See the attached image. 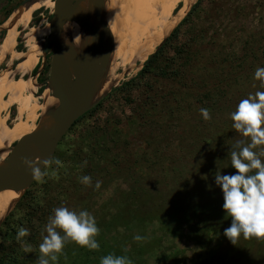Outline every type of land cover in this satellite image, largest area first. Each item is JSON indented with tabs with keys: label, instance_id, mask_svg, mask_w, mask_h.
Returning <instances> with one entry per match:
<instances>
[{
	"label": "trees",
	"instance_id": "trees-1",
	"mask_svg": "<svg viewBox=\"0 0 264 264\" xmlns=\"http://www.w3.org/2000/svg\"><path fill=\"white\" fill-rule=\"evenodd\" d=\"M202 1L193 3L135 75L112 88L72 124L88 117L95 118L81 128L74 145L67 143L73 147L66 148L68 164L55 172L53 176L57 179L41 182L40 194L34 182L3 222L0 264L32 263L33 255L25 256L20 242L15 239L21 224L28 229L32 252L37 257L40 255L41 223L47 222L53 208L61 204L71 208L67 198L63 199L64 191L67 186H84L79 181L83 175L91 177L92 187L112 170L139 180L138 176L150 175L153 169L171 166L175 152L180 154L181 161L189 158L194 167L202 171L203 165L209 168L207 163L210 165L212 158L216 159L214 152L225 146L226 127L232 126V121L225 126V108H235L251 89L262 90L253 73L257 67L264 66V60L260 64L255 62L260 57L257 50L263 44L264 32L257 29L247 31L242 38L235 36L243 52L225 55L222 51L225 36L218 31L209 35L203 25L213 0L205 7L200 6ZM200 108H207L211 119L204 120ZM102 110L105 115L100 117L98 112ZM143 167L146 172L138 171ZM135 192V188H131L125 192V198L136 199L131 195ZM222 203V194L209 192L201 213L222 215L225 213ZM174 209L165 211L157 207L146 213L142 211V214L138 210L130 220L122 216L119 206L115 207L114 221L105 225L104 221L96 220L100 229L95 237L99 241L98 249L89 250L69 241L57 261H50V264H99L100 257L108 253L127 255L133 264H148L149 260L163 264L174 251L169 246V237L193 234V230L185 232L188 217L180 220ZM137 234L142 237L139 241L133 240Z\"/></svg>",
	"mask_w": 264,
	"mask_h": 264
},
{
	"label": "rangeland",
	"instance_id": "rangeland-1",
	"mask_svg": "<svg viewBox=\"0 0 264 264\" xmlns=\"http://www.w3.org/2000/svg\"><path fill=\"white\" fill-rule=\"evenodd\" d=\"M21 1L22 0H0V39L3 37L2 34L4 35L5 33V23L3 21ZM208 1L209 0H203L200 6H208ZM256 3L259 4V7ZM201 14L203 15V13ZM206 14L208 15L203 21V25L207 27V33L211 35L214 31H218L221 35L225 36V46L224 44L222 46V51L225 55L231 52L240 55L243 52L241 42L239 40L237 41L235 36H240L242 38L245 33L247 34V31H256L257 29L263 30L264 32V0H213L212 6L207 10ZM50 16L51 11L48 7L36 8L30 14L27 24L44 27L40 20L43 19L47 21ZM18 30L17 38L14 41V49L24 52L26 49L23 46L24 31L20 29ZM38 33L39 36H42L43 34L41 31ZM262 36L263 41L261 42L263 44H260V47L257 50V54H260V57L255 61L257 64L262 63L264 60V34ZM48 62L49 54L45 52L40 57L39 62L34 69L35 72H30V76L34 78L37 85L36 93H39L42 90L43 83L47 80L49 74ZM15 63V60L11 62V70L14 69ZM3 68H5L4 61L0 62V71ZM136 72L137 70L131 74L134 75ZM131 74L127 77L132 76ZM261 87V91H264V86ZM251 90L245 93L246 97L249 93L254 94L258 91V89ZM245 94L241 99L246 98ZM2 95L3 97L7 96L5 93ZM33 95L35 99L40 101L37 94L34 93ZM234 109L235 108L231 106L225 108V126L232 121L230 113L234 111ZM116 113H118V111ZM3 114L6 116V122L10 123L15 114L14 106H9L2 115ZM98 115L103 117L105 111H99ZM93 119H95L94 116L88 117L78 121L68 129L56 145L49 160L59 159L62 162V166L65 164L67 165L69 152L66 151V148H70V146L73 147V142L77 140V135L80 134L81 128L86 123H91ZM226 130L227 135H225V146L222 145L224 148L221 146L219 152H214L216 159L212 156L213 158L210 165L207 163L209 168L207 166L205 167V165L202 166L204 171L196 169V167H194L195 165L192 164V161H190L189 158H184V160L181 161L180 154L175 152V160L171 166L168 165L165 167V165L164 167L153 169L150 175L145 174L146 176H138L139 180L121 176L118 172L112 170V173L104 177L106 180L103 178L100 179L102 181H100L101 183L99 187H96L95 184L92 187H90V184H84V186L80 187L76 186L75 188H69L67 186V189H65L63 194V199L65 200V198H67V202L72 209L88 210L95 217V220L104 221L103 223L105 225L110 221H114L115 215L112 213H114L115 207L118 208V206L122 210V216H127L130 220L132 216H134L135 211L138 210L142 214V211L146 213L149 210H155L157 207H160L165 211H170L175 208L174 211H176L177 218L179 217L180 220H183L188 217L186 222V224L188 223V226L186 227L187 230H185V228L184 230L185 232L193 230V234L169 237V246L174 248V251H172V254L163 261V264H264V238L258 239L250 237L245 239L243 236H240L237 239L236 244H233L224 235V229L229 227L231 223L230 216H227L226 213L214 216L209 212L207 213L208 215L205 214L206 216L204 213H201L204 211L202 203L205 202L206 195L209 192L222 194L220 187L214 183L215 172L220 171L221 174H231L236 171L230 165V147L234 146L238 140L243 141L244 143L248 142V138L243 137L239 132L234 130L232 126L226 127ZM231 130L234 132L232 133ZM68 142H72L73 145H68ZM260 147H264V145L258 146V148ZM261 159L264 160V157H261ZM62 166L55 165L54 163L46 166L45 170L48 175L43 178V181L47 179H57L54 178L52 172L53 170L58 172ZM138 171L146 172L147 170L143 167ZM132 177H134V174ZM34 182L35 190L38 191L39 189L40 194V187L43 184L41 181L34 179L27 189L31 188ZM198 187L201 188L199 189ZM131 188H135V194L131 195L136 199L125 198V196H127L125 195V192ZM143 220H145V218ZM44 224L45 222H42L41 226L43 227ZM19 227L24 226L21 224ZM22 241L23 243L20 242V246L26 253L25 256H28L29 254L33 255L31 257L33 258L31 264H38V260L35 259L37 255L32 252L34 249L32 248L31 241L27 239V236L23 237ZM69 241L72 242L71 240ZM26 248L30 249V251H25ZM155 260H158V257ZM146 262L148 264H155V261L151 262V260Z\"/></svg>",
	"mask_w": 264,
	"mask_h": 264
},
{
	"label": "bare ground",
	"instance_id": "bare-ground-1",
	"mask_svg": "<svg viewBox=\"0 0 264 264\" xmlns=\"http://www.w3.org/2000/svg\"><path fill=\"white\" fill-rule=\"evenodd\" d=\"M195 1L103 0L101 5L96 6V10L104 18L103 26H99V29L104 38L101 46L105 60L90 102H94L112 86L138 70ZM91 2L92 0H84L76 16L96 28L99 23L89 9ZM39 7H48L52 11L53 0H30L16 5L3 21L5 33L0 42V62H5V68L0 71V166H3L10 146L16 140L33 129L56 124L49 114L50 110L57 108V99L50 95L51 87L36 93L37 85L30 76L31 70L42 56L41 45L49 32L48 22L43 19L40 21L44 27L27 24L32 11ZM18 29L24 31V52L14 49ZM39 31L43 33L42 36H39ZM106 31L110 34L109 37ZM60 34L77 48L78 60H89L84 48L85 42H89L87 31L74 21H67L62 25ZM14 60L16 64L11 70L10 64ZM4 93L6 97H3ZM34 93L40 101L34 98ZM11 105L14 106L15 114L8 123L2 113ZM23 186L18 185L0 193V219L10 209H14L21 198Z\"/></svg>",
	"mask_w": 264,
	"mask_h": 264
},
{
	"label": "clouds",
	"instance_id": "clouds-1",
	"mask_svg": "<svg viewBox=\"0 0 264 264\" xmlns=\"http://www.w3.org/2000/svg\"><path fill=\"white\" fill-rule=\"evenodd\" d=\"M253 78L258 79L264 86V67H257ZM199 111L204 120L211 119L207 108H200ZM230 118L232 128L247 137L248 142L238 140L230 147V165L236 171L231 174L216 171L214 183L222 191L221 207L231 217L230 226L224 229V235L231 243L236 244L240 236L245 239L264 238V160L261 159L264 157V147L258 148L264 145V91L258 90L242 98L230 113ZM38 161L40 160L36 158H25L23 163L30 170L32 178L41 182L48 175L46 166L51 163L62 166L59 159L40 161L42 167ZM52 175H55V170ZM79 181L88 185L91 177L83 175L79 177ZM100 183L97 180L95 186L99 187ZM99 231L95 217L88 210H75L63 204L53 208L43 226L42 241L38 245V264L57 261L69 240L89 250L98 249L100 245L95 237ZM28 234V229L19 227L15 239L23 243L22 238ZM141 239L138 234L133 236V240ZM25 251L30 249L26 248ZM99 264H133V261L127 255L108 253L100 257Z\"/></svg>",
	"mask_w": 264,
	"mask_h": 264
},
{
	"label": "water",
	"instance_id": "water-1",
	"mask_svg": "<svg viewBox=\"0 0 264 264\" xmlns=\"http://www.w3.org/2000/svg\"><path fill=\"white\" fill-rule=\"evenodd\" d=\"M29 1L30 0H22L19 4H24ZM83 1L84 0H53L51 16L47 20L49 32L41 45L42 54L48 49L51 50L49 74L47 80L43 83L41 91L46 87H51L50 95L57 99V108L49 111V114L55 119L56 124L44 128L33 129L10 146L7 157L3 161V166H0V193L15 188L18 185H24L22 196L34 180L30 170L23 163L24 159L31 160L36 158L40 161L45 159L49 160L56 145L72 124L82 114L94 107L112 88L120 85L123 81L133 76L125 77L115 86H112L101 97L94 102H90L92 90L96 84L97 78L103 71L105 60L103 48L101 46L104 42V38H102L99 29V26H103L104 18L98 10H96V6L101 5L103 0H92L89 5L91 13L97 18L99 23L96 28L92 27L88 21L81 20L76 16ZM67 21H74L79 27L87 31L89 42H85L84 48L86 49L85 52L89 55L90 61L85 59L78 60L76 56L77 48L62 38L60 34L61 27ZM106 35L109 37L110 34L107 32ZM159 46H157L154 51H156ZM143 63L144 62L141 63L138 70L142 67ZM40 161H38V164L42 167ZM12 210L13 208L6 212L0 219V225Z\"/></svg>",
	"mask_w": 264,
	"mask_h": 264
},
{
	"label": "flooded vegetation",
	"instance_id": "flooded-vegetation-1",
	"mask_svg": "<svg viewBox=\"0 0 264 264\" xmlns=\"http://www.w3.org/2000/svg\"><path fill=\"white\" fill-rule=\"evenodd\" d=\"M4 33V32H3ZM2 36H3V34H2ZM1 39H2V37H1ZM1 39H0V41H1ZM48 54H49V62H48V66H49V63H50V57H51V50L50 49H48L47 51H46ZM39 62V61H38ZM38 64V63H37ZM36 64V65H37ZM36 65L34 66V68L31 70V71H34L35 72V67H36Z\"/></svg>",
	"mask_w": 264,
	"mask_h": 264
}]
</instances>
